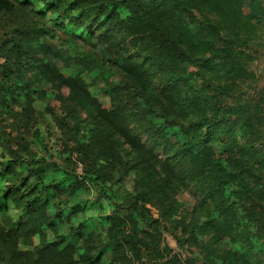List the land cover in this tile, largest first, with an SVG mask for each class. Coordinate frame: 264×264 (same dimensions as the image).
<instances>
[{"label": "trees", "instance_id": "trees-1", "mask_svg": "<svg viewBox=\"0 0 264 264\" xmlns=\"http://www.w3.org/2000/svg\"><path fill=\"white\" fill-rule=\"evenodd\" d=\"M35 1L0 0V264H262L263 0Z\"/></svg>", "mask_w": 264, "mask_h": 264}, {"label": "rangeland", "instance_id": "rangeland-1", "mask_svg": "<svg viewBox=\"0 0 264 264\" xmlns=\"http://www.w3.org/2000/svg\"><path fill=\"white\" fill-rule=\"evenodd\" d=\"M263 3H264V0H263ZM34 4L37 7H39L38 3L35 0H34ZM47 19L51 21L52 16L50 14H47ZM63 39H64V35L59 31V29H56L55 42L60 47H64L65 45L63 44ZM70 53H73V51H70ZM255 57H256L255 60L250 64L249 70L253 72L256 77L257 88L264 89V47L261 48L260 51H258ZM58 67H60V69H63L61 65H59ZM87 84L89 85V81H87ZM32 89H38L39 91H41L42 89H44V86L41 85L39 88H36V85L33 84ZM88 91L91 94V96L96 98L101 104L108 105L109 103L108 97L104 95L102 92H100V85L95 86V87H89ZM63 94L66 95L67 90H63ZM23 107H24L23 103H20L18 106H14L13 107L14 112L16 113L20 112V110ZM34 107L36 109L35 111L36 113L32 115L33 123L39 126L42 130H44V127L45 129L48 128V125L50 124V117L46 113L47 111L46 107H49L50 109L52 108L55 113H58V103L54 102L52 98H49V95H48L47 99L42 98L41 100L37 101L34 104ZM8 116L9 114L5 112L0 114V129L5 130L7 132L15 133L14 131L16 129L17 124L13 122L12 119L9 118ZM48 130H51V128H49ZM54 137L55 135H53V138ZM1 154L2 152L0 151V160H1ZM126 187H129V185H126ZM229 192L230 190H228V193ZM96 199H97L96 192H94V190L91 189V191H89L88 193L85 192L84 194H81L80 196L73 199L71 203H78V202H84V201L94 202ZM177 199L179 200L180 203L184 204V206L187 208H191L194 204L193 197L187 192L180 193L177 196ZM86 209L87 210H85L81 215L77 217L76 220H74V224L78 225L84 219L85 220L92 219V221H94V225L84 226L83 227L84 230L85 231L99 230L100 226H98V221L96 220L98 209L97 208H86ZM50 213L51 215H54V211L51 209H50ZM6 214L10 215L15 221L18 220V215L14 211L9 210ZM152 214L155 217L156 215L155 211H152ZM54 222L56 224L59 234H66V231L70 227V224L64 221L59 222L58 220H55ZM164 238H165L166 243L173 249L174 252L181 254L183 258H186V259L189 258V252H187V250L185 251L179 248L175 240L170 235L164 234ZM255 249L257 251H262L261 258L263 260L262 264H264V241L257 243Z\"/></svg>", "mask_w": 264, "mask_h": 264}]
</instances>
